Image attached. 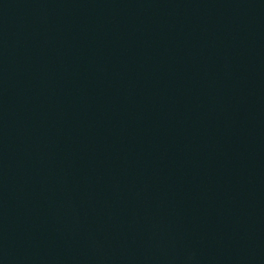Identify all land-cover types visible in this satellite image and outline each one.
Returning <instances> with one entry per match:
<instances>
[{
  "label": "water",
  "instance_id": "95a60500",
  "mask_svg": "<svg viewBox=\"0 0 264 264\" xmlns=\"http://www.w3.org/2000/svg\"><path fill=\"white\" fill-rule=\"evenodd\" d=\"M0 264H264V0H0Z\"/></svg>",
  "mask_w": 264,
  "mask_h": 264
}]
</instances>
